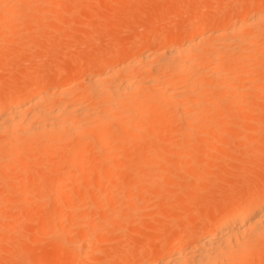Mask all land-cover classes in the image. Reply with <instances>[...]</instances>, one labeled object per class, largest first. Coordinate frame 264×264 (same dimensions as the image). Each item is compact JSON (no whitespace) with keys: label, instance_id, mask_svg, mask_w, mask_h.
<instances>
[{"label":"rangeland","instance_id":"rangeland-1","mask_svg":"<svg viewBox=\"0 0 264 264\" xmlns=\"http://www.w3.org/2000/svg\"><path fill=\"white\" fill-rule=\"evenodd\" d=\"M25 1L23 2L25 6L23 5V7L20 6L19 8H27V10L19 9L17 12L22 11L21 16L19 17H22L24 13H27V11L32 12V5L35 7L40 6L41 14L38 12L39 10L37 11L38 8L36 9L34 7V13L32 12L31 15L28 13V16L27 14H25L27 18L25 15L23 16V18H21L22 20H24L25 24L29 22L30 24H32V26L30 24H28V26L25 25L26 27L23 26L22 20L18 17L19 13H17L16 16L17 19L16 17L11 18L15 19L13 20V23L9 18L0 21V28L4 27L5 29H2L0 31V99H4V101H2L3 103L6 102L5 99L7 98H10V102L11 98L13 99V97L19 96L17 94L21 95L23 93H27L28 88H33L34 90L38 91L45 82H47L48 85L52 86L58 85L62 82H66L67 86L75 85L74 87L81 88V86H84L83 80H85L89 75L92 74L90 70H87L84 67L87 66V68L89 69V65L85 64L88 62L90 64V61H88V59L91 60L92 57L96 56L95 60H98L101 56L103 57V55L107 56L106 53H108L109 51L111 52H109L110 54L108 53L110 56L113 52L119 51V49L123 46L125 47L128 45L129 48V45L132 41V44L137 43L140 37L143 38L142 36L148 38L152 37V41L154 40L153 38H155L157 41L154 40V44H159L160 41H163L162 43L163 45H165L164 47H169L173 43L170 42V39L168 41L167 36L170 35L169 33H173L174 31V34H176V31L177 33L179 31L186 33L188 32L187 30H189V28H193V24L196 26L202 23L204 25L206 23L204 26L207 25L206 28H208L210 24L209 22H211L212 19H208L210 18L209 14L214 11L215 13H212L214 17L217 12H220L219 17L216 15V19H219L221 21L223 18H229V21L227 20L226 23H232L233 20H235L234 18L236 16L234 15V13L236 14V12L238 11L239 4L243 3L240 5L241 7L242 5H246L247 2V4L249 3L248 5H251L250 7L252 8H256L261 5L260 1L259 5L256 3V0H212V2L210 0H207V5L201 4V0H45L46 4H43V0H37L39 4H32V1L34 2V0H31V4L29 3V0ZM204 1L206 2V0ZM263 4L264 2L262 3V7ZM28 8L30 10H28ZM235 8L237 10L233 13ZM35 9L37 11V14L35 12ZM230 9L232 10L231 12L233 14L229 13ZM24 10H26V12L23 13ZM199 11H201L202 13L200 12L201 14L198 15ZM38 13L39 16H42L39 17ZM35 14L37 16H35ZM30 16L33 18L30 19ZM35 17H42L41 19L43 20L38 18V20H35ZM28 19L32 21L34 19L36 23L37 21L39 22L37 23L39 26H43L39 28L36 23L33 24ZM41 22L44 24H41ZM8 25L12 28H10L9 31H6L8 30ZM47 27L48 29L51 28L50 31L47 29ZM172 30L173 32H170ZM53 31H56V34ZM48 33L50 36L48 35ZM44 34H46V36ZM48 38L51 39L49 40ZM144 40L147 41L146 38ZM151 40H148V42H152ZM164 41H167L168 44ZM19 44L21 47L19 46ZM150 47L152 46L146 47L148 48L147 50L151 49ZM130 48H133L132 50L134 51V54L138 52L135 46H131ZM130 48L123 53V57L125 55L128 56L129 54L127 55V53L131 52V55H133V51H131ZM106 50H108V52H106ZM95 51H97L98 54ZM99 51H101V53ZM94 52L96 55L94 54ZM255 70L256 71L253 75L260 72V70L257 68H255ZM262 76H264V74ZM255 77L258 79L259 75H255ZM257 79L254 78L252 80V83H255L256 85V89L251 90L250 94L246 95L247 97H244L245 99L247 98V100H249L250 98L251 100L249 101L251 102V104L252 101L259 102L262 99L263 103L260 105V107H253L256 108L254 109L255 113L250 112L249 115V112L247 113L245 109L240 108L231 115H227L222 111L220 114H217V116L216 114L210 116L212 117L211 119L208 117L209 120L208 118L207 120L209 122L207 121L206 123L205 121V126L201 127L202 130L198 129L197 132H192V135L194 134L193 137H189L192 140L186 138L189 142H195L194 139H196L195 146L197 145V148L195 146H193L194 148L192 147L194 151L191 148L192 151L191 149H189V152H185L187 153V155L182 154L184 150L183 147L186 148V144L184 145V142H186L187 140L184 139L185 137L183 138V136L178 133L180 123L176 122H173V125L171 124V128L173 127L174 129L173 130L170 128L172 133H164V127L166 126L163 127V125L165 124V122L160 121V123L157 124V127H159V130L160 128H164V130L161 129V140L162 138L163 140L165 139L168 144V140L173 138L170 143L174 144V141H176V143L178 144V148L177 146L175 147V144L171 145L169 143L170 145H168V149L166 150L167 152L169 150L168 154L166 153V151L164 152L165 154L162 152L161 157L159 158L160 160L158 159L159 161L154 159L159 150H149L153 154L152 156L148 155L150 159L148 160L147 165L149 166L147 167L142 166L141 164L139 165L138 163L144 154L150 153L149 151H146L147 149L144 146H139L138 148L142 147L139 149V151L137 148L135 150L131 149L130 154L129 152H127L130 151L131 147V145H129V142L128 144L124 142L120 145L121 148L123 147L127 150L125 152V150L122 148L123 152H125L124 154L127 153L124 157L125 161L132 158L130 161H126L127 164L122 163L123 166H121L123 168L121 170L119 167V169H116L120 170L119 172L121 174H124V176L122 174L123 178L120 177L118 179L113 174V176L109 175V178L106 177L107 180L104 178L103 180L102 178H98L101 176L100 173L102 168L104 170L105 166L107 165L104 163H100L94 167L92 161L94 160L93 157L97 156V154H94L98 153V151L94 148H88L86 150V152H88L86 153V155L88 156V154L93 153V156L91 154L88 156V160L89 158H91V163L90 160H86L85 163H87V166L85 168L87 170L88 167V170H90L89 168H92L90 166H93V170L90 171V176L89 174L86 175L88 176L86 177L87 182L81 183L78 186H74L75 184L70 183L71 187L73 186L75 193L72 192V189L71 192H67V195L65 194L64 197L66 199L71 198L72 201L75 202V206L77 205V209H79H76L75 211L76 213L78 212L77 215L74 212L75 216L72 215L73 213L71 214L69 212L74 209H65V212L68 210L66 212V214H68L67 216L72 215L70 218L74 216L75 219H70L74 224L72 223L73 225H70L71 221L68 223V218L63 223H60L59 227L56 229L57 231H60V229L72 230L70 234L71 237H69L68 241H61V239H59L58 237L59 233L57 234V232H54L49 227L46 228L43 233L41 232L42 222L46 220L47 216L49 215L48 207L52 203V201L50 200L53 198V196H56V193L49 190V187L56 174L50 173L46 176H43L46 166L51 165L50 163H48L49 157L47 159L46 157H43L44 160H42V162L40 159L43 158H39V155H36L37 157L33 155L34 159L32 158V160H28L30 165L28 167H22L18 170L15 169V164H12V166L8 169L3 168L2 170V168H0V178H3L2 180H0V264H34L35 261L36 264H69V261H67L68 257L72 256L75 251L77 252V250L80 249L81 246L78 242L76 243L75 240H78L82 233L85 234L84 232L98 235L93 239L94 246L96 249L98 248V250L93 251V255H90L91 252L89 253V262H92L94 258L95 260L96 258H98L97 260L99 261V264L111 263L110 261H112V263L114 264L115 261H117L116 259H118L117 257L119 256L117 255V253L120 252L122 254L123 251H126L125 256H132L134 254L135 257L134 259L129 261V264H143V262H145L146 260L154 257V251L158 250V248L160 251L161 248H163V244H165L164 247H166V244L167 247L173 246L175 239L178 237L186 238L188 239L189 244L190 242L192 243L196 238H198L199 234H202V230H205L204 228L207 227L206 223H209L207 222L208 220L212 221V218L217 219L220 214H223L227 211V206L229 204V206H231L233 202L238 203V201L240 200L239 203H241L243 199L247 200L246 196L249 195V192L251 190L254 191L261 188V190L264 192V85L256 84L257 81L253 82ZM31 85L33 86L30 87ZM260 85L263 88H261ZM6 92L8 93L6 94ZM12 93L14 94L11 95ZM3 95H5V97ZM50 95H48L50 98L53 97L52 99H57V96H53V94L51 96ZM47 98L48 97H46V99ZM232 99H236V97ZM232 99H230L231 101L229 100V102L227 101L228 103L225 101V104H230L232 102ZM236 100H234L232 103L236 102ZM250 110L252 111V108ZM248 115L251 117H248ZM244 116L246 117L242 119ZM224 122L229 125L225 124ZM178 135H180L179 138H182V141H186L181 142V140L177 138ZM63 139L61 138L60 140L62 141H58L59 143H57L58 145L55 147V149L62 144H66V138L64 137ZM256 140L258 141V143H256ZM194 142H191V144H193ZM181 143H183L182 147L179 146L181 145ZM253 143H255V146L253 145ZM251 144L253 145V148L257 147V150L256 148H254L255 152L254 150H250L252 149ZM249 145H251V147H249ZM169 146H171L172 148L170 149ZM126 147L129 148V150ZM247 148H249L248 150H250V155L248 152H244L247 151ZM62 149H57V152H59L58 155L61 153ZM144 149L146 152H143ZM180 149H182V151ZM251 151L254 152V154H252ZM63 153L61 154V156L63 155ZM135 153L137 154V156H140V158L136 157ZM51 154H55L54 150L53 152H51ZM51 154L50 156H52ZM129 155L130 157H133H129L128 159L127 156ZM164 155L166 157H164ZM162 156L165 158H163L164 160L162 159ZM53 157H50V160L54 159L55 162H60V167L57 168L60 170H64L66 167V163L64 161H59L60 157H58L57 161V155ZM136 158H138V160H136ZM246 159H248V161H246ZM61 160H63L62 157ZM149 161L151 162V164L149 163ZM50 162H53L54 164L52 163V165H54V167L56 168L57 163H55L54 161ZM58 164L57 166H59ZM127 165L129 166V168H127ZM14 166L15 168H13ZM139 167H141L140 170L142 169L143 171L138 170ZM51 168H53V166ZM183 169L187 170L185 171L186 173H183ZM134 171L136 172V174H134ZM70 172L73 177L77 176L78 172L76 170H72ZM158 173L161 178L160 176L157 177ZM132 174L134 177L132 176ZM26 176L27 178H30L28 179L29 181L31 180V183L33 182V186L36 185L38 187L33 188L32 190L30 189L25 193L24 191H22V189H20L21 187H18L14 194L9 195L8 197L4 195L6 192L4 189L6 188L8 182L6 180L14 179L15 182H17L16 180H18V183H20ZM42 176L44 177V179L42 178ZM196 176L198 179L196 178ZM129 177L132 179V181ZM152 178H154V180ZM98 179L99 182H97ZM114 179H117V182H120L116 183V181L114 182ZM134 180L137 181L135 182ZM125 181H127V183ZM124 182L126 183V185L124 184ZM94 183H98V185L105 184L107 188L110 184L106 185V183H111L110 186H112V184L115 186L116 184L113 191L116 195V198L120 195V193H122L123 189L126 195L122 194L121 198L116 199L115 196L112 195L114 193L112 192L111 194L110 190H108V197H110V195L113 196L112 198L110 197L112 201H110V199L108 200L109 204H106L108 203L106 200V203L100 206L102 208H99L98 205L94 206V204H97L96 194L98 193L96 191L97 189L94 191V193L96 194L94 195L93 193V189L96 188ZM211 183L212 185H210ZM119 184L120 187L122 185V189H117V186ZM190 184V197L188 199L185 198V200L187 201L183 200L184 203H182L180 202L182 199L178 198V195L182 192L181 190L183 189L181 188V186L187 187L186 185L190 186ZM128 185L137 186L135 192H132V194H128L129 197H127L128 195L126 191V187ZM105 186L101 187L105 188ZM178 187L181 190L178 189ZM261 190H259L258 192H261ZM90 191H92L93 197H96L95 202L92 201L93 198L91 197V195L90 197L92 199L89 197V195L87 196L88 193L90 194ZM173 191V194H176V197L172 194ZM184 191H186L185 188ZM76 192L77 196L78 194L79 196L82 195L80 196L82 197V199L75 198ZM107 192L106 194L104 193V197L106 196L105 199L108 198ZM169 193L172 195H170ZM83 194H86V197ZM50 195L52 197H50ZM172 196H174V198L176 199L178 198L180 200L179 201L177 199L179 203L177 201L173 203L169 202L172 200ZM249 196L248 198H250ZM169 197L171 199H168ZM73 198L75 200H73ZM76 199L79 200V203L78 201H76ZM113 200L115 201L113 202ZM45 202L47 204H45ZM164 204L167 205L164 206ZM113 206L117 207L118 210L113 208V211ZM96 207H98L99 209ZM84 209L87 212H85ZM81 211L85 213V216H87V218L95 215L94 213H98L102 218L99 216L91 225H86V227L88 228H86L85 226L82 227L81 224L83 223V219L80 220V217L84 216V213L82 215ZM117 211H119V213H117V220H115V224L118 225V227L116 226V228H110L113 225L111 226L112 222H109L108 219L110 218L111 220H113L114 218L112 219L111 214L114 213L115 215ZM103 216H105V218ZM105 221H107L108 224L105 223V226H103ZM116 221L119 222L120 226L118 223H116ZM122 222L125 223L127 229L124 230V224H122ZM151 222H153V224ZM109 223L111 224L109 225ZM131 225L134 227L136 226L135 229L134 227L132 228ZM101 227H104L105 229L103 228V231L99 232L101 230H98V228L100 229ZM194 227L196 230L194 229ZM10 229L13 231V233H15L14 236L12 235L13 233L9 235V233H11L9 232L11 231ZM85 229L87 231H84ZM111 233L113 234V236ZM55 239L57 240L55 241ZM17 240L19 241V244L17 245L25 242L26 248L28 250L23 249V251H29L33 258H31V256H28V254L27 256L24 255L25 252L22 253V257H20L21 255L19 256L18 251L20 249L16 251L17 248H15V242H17ZM13 244H15L14 247ZM59 244L60 246L61 244H63L61 246V248L63 249L62 252H58L55 249V246ZM22 245L20 246L22 247ZM144 245L151 247L154 250L153 254L150 253L143 256H140V254L138 256H135V253L141 251L144 248ZM261 246L264 247L263 244H255V246L253 247L254 254L252 252V254L247 255L245 257V261L249 262L250 264H264V255L261 254L263 251L262 249L264 248ZM15 252H18V255H16ZM96 254L99 257H96ZM90 256H94V258H91ZM33 260L35 261L31 262Z\"/></svg>","mask_w":264,"mask_h":264},{"label":"bare ground","instance_id":"bare-ground-1","mask_svg":"<svg viewBox=\"0 0 264 264\" xmlns=\"http://www.w3.org/2000/svg\"><path fill=\"white\" fill-rule=\"evenodd\" d=\"M24 1L25 0H0V21L7 18L9 19L14 18L17 16V13H19L18 17L21 16L22 11H20L21 13L17 11L19 9L27 10V8L21 9L24 5L23 3ZM43 1H44L43 4H46L45 0ZM210 1L212 2V0ZM259 1L261 5L259 4ZM262 1L264 2V0ZM262 1L256 0V3L260 5V6L256 5L258 6L256 8L250 7L251 5L249 6L248 5L249 3L247 4V2L246 5H242L241 7L240 5L243 3L239 4L238 6L239 9L236 7L238 11L236 12L237 10L236 8L233 11V13L236 12V14L234 13L236 17L234 18L235 20H233L232 23H226L227 20L229 19L228 17H227L228 19L223 18L221 21L219 19H216L217 18L216 15L219 17L220 12L219 13L217 12L214 17L213 15L215 13L214 11L212 12L213 14L212 13L209 14L210 18L208 19L211 18L212 19L211 22H209L210 24L208 28H206L207 25L204 26L206 23L204 25L202 23L196 26L193 24L192 25L193 28L192 29L189 28L190 31L187 30L188 32L186 33L185 32L183 33L181 31L177 33L176 31V34H174L175 31L173 32L172 30L170 32L173 33H169L170 37L167 36L168 41L170 39L171 40L170 42H173L172 45L169 47L168 46L164 47L165 45H163L162 43L163 41H160L159 44L158 43L154 44L153 41L154 40L157 41L155 38H153L154 40L152 41L151 40L152 37L148 38L142 36L143 38L140 37L139 41L137 40L138 42L134 41L137 43L132 44L133 41L131 42V44L129 43L131 46H135V48H137L138 50V52L134 54V51L132 50L134 47L131 49L130 48L131 46L129 45V48L131 49V51H133V55H131L132 52L130 51L131 53H127V55L129 54L128 56L126 55L124 57L122 56L124 55L123 53L129 49L128 45L125 47L124 46L121 47L119 51H116L115 49L116 52H113L110 56L109 54L111 52L109 51L110 52L109 53L108 50H106V52H108L109 54L106 53L107 56H105L103 55L102 52L103 55V57L101 56L102 58L101 57L99 58L97 56L100 60L99 59L95 60L96 56L92 57L91 60L88 59V61H90V64L87 61L88 63H86L85 65H89L88 66L89 69L87 68V66L84 67L87 70H90L92 74L89 75L88 78L83 80L84 86L83 87L81 86V88L74 87L75 85L67 86L66 82H62L58 85H53V86L48 85V83L45 82L44 85L41 86V88L38 91L34 90L33 88L30 89L27 87L28 88L27 93H23L21 95L17 94L19 96L13 97V99L11 98L10 102H9L10 98L5 99L6 102L4 103L2 102L4 101V99H0V103L2 102L0 104V168H2V170L3 168L8 169L9 167L12 166V164H15L16 168L15 166L13 168L17 170L22 167L23 168L28 167L30 165L28 160L29 159L32 160L34 156L37 157L38 155L39 158L46 157L47 159L49 157L48 163L52 165L53 162L50 161L55 162V160L54 159L50 160V157L52 158L53 156L57 155V158L56 157L55 158L58 161V157H60L61 154L64 152L63 155L61 156L63 160H61V157L59 158V161L61 162L64 161L66 163V167L64 170L62 168H61L62 170L57 168L60 167V162H55L57 164L59 163L58 164L59 166H57L56 164L57 169L54 167V165H52L53 168H51L52 166L49 165L50 167L46 166V169H44L43 176H46L50 173L56 174L54 180L53 181L51 180L52 183L49 187V190L51 192L56 193V196H53L52 198L53 200L52 199L50 200L52 201V203L48 207L49 215L47 216L46 220L42 222V226H41L42 233L46 228L49 227L54 232H57V234L59 233V236L58 235L57 236L59 237V239H61V241L69 240V237H71L70 234L72 230L60 229V231H57L56 229L59 227L60 223H63L68 218H69L68 219V223H69L71 221L70 219L74 218L75 216L74 212L77 209V205L75 206L74 204L75 202H73L71 198L69 199L64 198L65 194L67 195V192L70 193L71 190L73 189V186L71 187L70 183L75 184L74 186H78L81 183L87 182L86 177L88 176L86 175L89 174L90 176L91 173L90 171L93 170L92 169L93 166L95 167L100 163H104L107 166H105L104 170L103 168L102 170L100 169L101 176L98 178L100 179L102 178L103 180V178L104 179H106V177L109 178V175L112 174L115 175L118 179L120 177L123 178L124 174L122 173L123 174L122 176V174L119 172L123 168L122 163L127 164L126 161H130L132 159L131 157L133 156L131 157L130 155L127 156L128 159L129 157L131 159L125 161L124 157L127 153L126 154L124 153L127 150L122 147L125 150V152H123V149L120 146L122 143L126 142L128 144L129 142V145H131V147H130V151L127 152H129L130 154H131V149L135 150L137 148L139 151V149L142 148V147L138 148L139 146H144L147 149L146 151H149L151 149L153 150L158 149L159 150L158 154H156V157L154 158L156 160H158L161 157L162 152L164 153L168 149L167 148L168 145L175 144V147L177 146L178 148V144L176 143V141H174L175 142L174 144L170 143V141L173 140V138L168 140L169 141L168 144L165 139L163 140L162 138L163 141L161 140L160 133L162 134L161 131L162 128H160L159 130L158 129L159 127H157V124L160 123V121L165 122V124L163 123L164 124L163 127L166 126L164 127L165 130L164 128L162 129L165 131V132L163 131L164 133L171 132L170 128L173 125V122L180 123L179 126L180 128L178 133L181 136H183V138L185 137L184 139H186L189 138L190 136L193 137L194 135V134L192 135L193 131L197 132L198 129H201L202 126H205V121L207 123L209 118L210 119L212 118L210 116H212L213 114L214 115L216 114L217 116V114H220L223 111L227 115H231L241 108V109H245L247 113L249 112L248 114L250 115V112H254V109H256L253 107H257V108L260 107V105L263 103L262 99L260 100L261 102L252 101L251 104V102L249 101L251 99L249 98V100H247V98L245 99L244 97H247L246 95L250 94L251 90L256 89L255 83H252V80L254 78L257 79L255 75H259V77L257 80H254L253 82L257 81L256 84L264 85V76H262L264 74V4L262 7V3H263ZM201 2H202L201 4L207 5V0L206 2L204 0L203 1L201 0ZM29 3L31 4V0H29ZM34 3L36 4L38 3V1L37 0L36 1L34 0V2L32 1V4ZM20 6L22 7L19 8ZM32 7L34 9L35 6L32 5ZM35 8L36 9L38 8L37 11L39 10L38 12L41 14L40 6ZM33 9L32 12L34 13ZM36 9L35 12L37 14ZM26 10H24L23 13L26 12ZM28 10L30 9L28 8ZM231 11L232 10L230 9L229 13H232ZM32 12L27 11V13H24L22 17H19V19L23 18L25 14H27V16L29 14L31 15ZM200 12L201 11L198 12V15L202 13ZM36 14L35 16H37ZM39 17L37 18L38 19L42 18ZM31 18L33 17L30 16V19ZM37 18L35 17V20H38ZM13 20L15 19H11L12 23ZM35 20L34 19L33 21L30 20V22L35 24L36 23ZM22 23L23 26L25 25L28 26V24H30L29 22L25 24L24 20H22ZM37 23L39 22L37 21ZM37 23L36 25L39 28L43 26L41 24H44L41 22L40 24L41 26H39ZM30 25L32 26V24ZM7 28L8 30L6 31H9L10 28L12 27H9L8 25ZM2 29L5 30L4 27H2L0 28V31ZM50 29L51 28H49L48 30L50 31ZM53 32H55L56 34V31ZM44 35L46 36V34ZM145 38L146 40L148 38V40H151L152 42L150 41L148 42V40L145 41L144 40ZM48 39L50 40L51 38ZM164 42L168 44L167 41ZM149 46H152L150 47L151 49H149L150 51L147 50L148 48H146ZM95 52L98 54L97 51ZM99 52L101 53V51ZM255 68L259 69L260 72L253 75L256 71ZM32 86L33 85H31L30 87ZM7 93L8 92H6V94ZM13 94L14 93H12L11 95ZM50 94L51 95L53 94V96L54 95L57 96L56 97L57 99H52L53 97L50 98L48 96ZM3 96L5 97V95ZM46 97H48L49 99L47 98L48 99L47 100ZM235 97L237 100L232 99ZM230 99H232V102L234 100H236V102L225 104V101L229 102ZM251 108L252 111L250 110ZM249 115L248 117H251ZM246 116H244L242 119H244ZM171 129H173V127ZM180 135H178L177 138H179ZM64 137L66 138L65 141H67L65 144L66 146L62 144L61 146L55 149V147L58 145L57 143L62 141L60 139L61 138L63 139ZM186 140L184 141H186L187 143L182 140L181 142H184V145L186 144V148L183 147L184 153L182 152V154L187 155V153L185 152H187L189 149L195 146L196 139H194L195 142L191 141L194 142L193 144H191V142H189L188 139ZM256 143H258V141ZM182 144L183 143H181V145L179 146L182 147ZM251 145H249V147H251ZM253 145L255 146V143H253ZM253 145H252V149L250 150H254L255 152L254 148H256L257 150V147L253 148ZM61 147L64 149V151ZM169 147L170 149L172 148L171 146ZM195 147L197 148V145ZM58 148L62 149L59 155H58L59 152H57ZM88 148H94L95 150L98 151V153L94 154V155L97 154V156L93 157L94 160L92 158L93 166H90L92 167L89 168L90 170H88L87 167L88 170L87 171L85 168L87 166V163L85 162L86 160H88V156L90 154L93 156V153L88 154V156L86 155V153H88L86 152ZM127 149L129 150V148ZM248 149L249 148H247V151L244 152L249 153L250 150ZM53 150L55 153L54 155L51 154ZM180 150L182 151V149ZM146 151L144 149L143 152ZM168 152L166 151L167 154ZM254 152H252V154H254ZM150 153L144 154L141 160L139 159L140 161L139 162L137 161L139 165L141 164L142 166H146V167L149 166L147 165L148 160L150 159L148 155L152 156L153 154ZM50 154L52 156H50ZM137 154L135 153L136 157L140 158V156H137ZM164 157L166 156L164 155ZM164 157L162 156V159ZM44 158L40 160L42 161L44 160ZM90 159L91 158H89V160ZM136 160H138V158H136ZM246 161H248V159H246ZM149 163L151 164L150 161ZM118 167L120 168V170H116ZM127 168H129V166ZM140 168L141 167H139L138 170H140ZM72 170H76L78 172L76 177L72 176L70 172ZM183 170H184L183 173H186L185 171L187 170L185 169ZM134 174H136V172ZM43 176L42 178L44 179ZM159 176L160 175L158 173L157 177ZM28 178L27 176L24 177L23 181L20 183H18V180H16L17 182H15L14 179L6 180L5 178V180L8 182L6 188L4 189L6 191L4 195L8 197L9 195L14 194V192L18 187H21L20 189H22L24 193L30 189L32 190L33 188H37L38 186L36 185L33 186V182L31 183V180L29 181L30 178L29 179ZM2 179L0 178V180ZM152 179L154 180V178ZM115 181L116 183L120 182V181L117 182V179H114V182ZM97 182H99V179ZM125 182L127 183V181ZM125 182L124 184L126 185ZM109 184L111 185V183H106V185ZM94 185L96 188L95 187H94L95 189H93L92 187L91 188L93 189V193L97 189L96 191L98 193L97 194L94 193V195L95 194L97 195V201L95 200L96 197H93L92 191H90V194L89 193L87 194V196L89 195V197L91 195V197L93 198L92 201L94 202L96 201L97 204H94L93 202L94 206L98 205L99 208H102L100 206L104 205V203H106V200L108 202V200H110L113 196H115L116 198V195L113 192L116 184L115 186L113 184L112 186L109 185L110 187L108 186V188L105 186V184L98 185V183L97 184L94 183ZM210 185H212V183ZM101 186H105V188H102ZM186 186L187 187L181 186V188H183L182 190L178 187V189L182 191L181 193L178 191L180 193L178 195V198L179 199L181 198L182 200L180 201L178 198L177 199L182 203H184L183 200H185V198L188 199L190 197L189 192L191 191L190 190L191 184L190 186L188 185ZM121 187L119 184L117 186V189H122L123 187L122 188ZM136 187L137 186L134 185H128L126 187L127 195L129 193L132 194V192H135ZM184 188L186 191H184ZM108 190H110L111 194L112 192L114 193L112 194L113 196L110 195L111 198L108 197L109 196V193L107 192ZM259 190H261V188ZM259 190H254L255 192L251 190L249 192L250 196L249 195L246 196L247 200L243 199L242 200L243 202L241 201V203H239L240 200L238 201V203L233 202L231 206H229L230 205L229 204L228 206L230 209L227 206V211L224 212L223 214H220L217 219L215 218L216 220L214 218H212V221L208 220L207 222L209 223H206L207 227L204 228L205 230L204 231L202 230V234H199L198 238H196L192 243L190 242L189 244L188 239L186 238L178 237L175 239L173 246L167 247L166 244V247H164L165 244H163L162 245L163 248H161L160 251L159 248L158 250L154 251L151 247L144 245V248L142 249L141 247L142 250L135 253V256H138L140 254H141L140 256L148 255L150 253L153 254L154 251L155 252L154 257L146 260L145 262H143V264H250L249 262L245 261L246 260L245 257L247 255L252 254L253 247L255 246V244L258 243L264 245V192L262 190H261L262 193L258 192ZM72 192L75 193V190L73 189ZM106 192L108 193L107 195L108 198L105 199L106 196L104 197V195L106 194ZM173 193L174 191L172 192V194ZM122 194L126 195V193H124V189L122 193H120L119 195L120 197L118 196L117 198H121ZM83 195H85L86 197V194ZM80 196L79 194L77 196V192H76L75 198L82 199V197ZM174 196H172L173 201L171 200L169 202L173 203L177 201L179 203V201L176 198H174ZM248 196L250 198H248ZM50 197L52 196L50 195ZM127 197H129V195ZM77 199L76 201H78L79 203V200ZM168 199L171 198L169 197ZM73 200L75 199L73 198ZM115 200H113V202ZM110 201H112V199ZM45 204L47 203L45 202ZM106 204H109V202ZM165 205L167 204H164V206ZM66 208L74 209L72 210L73 212L69 211L71 214L73 213L72 215H74L72 218H70L72 215L67 216L68 214H66V212L68 210L65 212ZM113 208L118 210L117 207L113 206L112 209ZM77 213L75 212L76 215ZM81 213L83 215L84 212L81 211ZM117 213H119V211H117L115 215L114 213L111 214L112 219L114 218L113 220H111L110 218L108 219L109 222L110 221L112 222V224L109 223V225L110 224L111 226L113 225L110 228L113 227L116 228V226L118 227V225L115 224V220H117L116 217ZM94 214L95 215H93L92 217L87 218V216H85L84 213V216H82L84 218L80 217V220L83 219L82 221L83 223L81 224L82 227L83 226L86 227V225L87 226L91 225L94 222V220H96L100 216L98 213H94ZM105 216L103 217L105 218ZM72 223L73 222L71 221L70 225ZM105 223L108 224L107 221H105L103 226H105ZM116 223L119 224V222L117 221ZM151 223L153 224V222ZM122 224H124L123 225L124 230L127 229L125 223L122 222ZM133 227L134 226H132V228ZM103 228L104 227H101L100 229L98 228V230H101L99 232H102ZM84 231L87 230L85 229ZM9 232H11L9 233V235L13 233L12 230ZM84 233L85 234L82 233L80 235V238H78V240H75L76 243L78 242L79 245L81 246L80 249L77 250V252L75 251V253H73L72 256L68 257L67 261H69V264H86V263L99 264V261L97 260L98 258H96L95 260L94 256L92 257L90 256L91 258H94L92 262L91 261L89 262L88 260L89 253L91 252L90 255H93L94 253L93 251L98 250V248L97 249L95 248L93 243L94 237L98 235L90 234L88 232L87 233L84 232ZM14 234L15 233H13L12 235L14 236ZM56 240L57 239H55V241ZM18 242L19 241L17 240V242H15L16 245L13 244V247L15 245V248H17V250L14 248L16 251L20 249L18 251L19 253L15 252V254L16 255L19 254V256L21 255L20 257H22V253L25 252L24 255L27 256L28 254V256H31V258H33L30 252L27 251L28 249L26 248L25 242L24 243L22 242L23 245L20 244L22 245V247L20 245H17L19 244ZM62 245L63 244H61V246ZM61 246L60 244L56 245L55 249L58 252H62L63 249L61 248ZM23 249H27V250L23 251ZM262 250L263 251L261 254L264 255V249ZM125 252L126 251H123L122 254L120 252L117 253V255L119 256L117 257L118 259H116L117 261H115L114 264H129V261L135 258L134 254L132 256L126 254L127 256H125ZM96 257L99 256L97 255ZM34 261L35 260L31 262ZM110 262L111 263H107V264H113L112 261ZM34 264H36V261Z\"/></svg>","mask_w":264,"mask_h":264}]
</instances>
